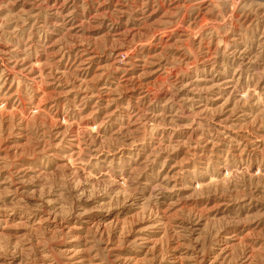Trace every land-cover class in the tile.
<instances>
[{
    "label": "rangeland",
    "instance_id": "rangeland-1",
    "mask_svg": "<svg viewBox=\"0 0 264 264\" xmlns=\"http://www.w3.org/2000/svg\"><path fill=\"white\" fill-rule=\"evenodd\" d=\"M0 264H264V0H0Z\"/></svg>",
    "mask_w": 264,
    "mask_h": 264
}]
</instances>
